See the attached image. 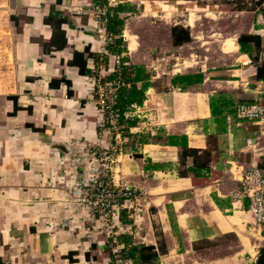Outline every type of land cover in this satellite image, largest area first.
<instances>
[{"label": "crops", "instance_id": "0c3cea01", "mask_svg": "<svg viewBox=\"0 0 264 264\" xmlns=\"http://www.w3.org/2000/svg\"><path fill=\"white\" fill-rule=\"evenodd\" d=\"M108 1L0 0V264H113L125 235L165 247L160 264H256L264 224L234 195L246 169L264 170V134L235 107L264 99L256 50L239 42L259 35L264 49V12L237 0H113L123 44L105 55L91 6ZM176 26L190 41L174 43ZM114 54L148 75L137 88L149 84V117H127L119 102L128 141L115 180L141 196L111 222L117 242L72 194L90 188L88 150L114 141L94 95ZM178 75L204 80L183 88ZM185 140L199 152L184 155Z\"/></svg>", "mask_w": 264, "mask_h": 264}, {"label": "built area", "instance_id": "2783aa9c", "mask_svg": "<svg viewBox=\"0 0 264 264\" xmlns=\"http://www.w3.org/2000/svg\"><path fill=\"white\" fill-rule=\"evenodd\" d=\"M94 3L91 6V14L97 22V33L102 43V53L110 55V48L117 44L119 35L110 30L111 10L110 4ZM114 69L112 78L100 77L96 80L95 103L100 113L98 121L102 132L109 133L113 138L110 147L101 149H89V164L91 165V176L89 190L75 187L73 197L80 205L87 207L90 216L96 224L103 223L107 231L116 240V232L111 222L121 214L122 210L128 205H136L140 202L141 193L137 188L127 183L118 184L115 180V166L118 153H123L124 144L128 141L125 127L122 123L123 113L119 107V99L125 88L132 86L124 76L125 62L120 54H114ZM259 59L264 61V49L259 54ZM143 104L132 103L129 105L125 116L134 118L149 117L145 113ZM236 116L240 120L251 121L261 127L264 134V99L251 103L239 102L235 107ZM264 158V146L261 148ZM242 190L234 195L236 198L242 196L249 198L250 205L248 211L252 214L255 221L264 224V170L259 166H252L243 173ZM120 264H134L133 259H123L120 255L116 256Z\"/></svg>", "mask_w": 264, "mask_h": 264}, {"label": "trees", "instance_id": "16d2710c", "mask_svg": "<svg viewBox=\"0 0 264 264\" xmlns=\"http://www.w3.org/2000/svg\"><path fill=\"white\" fill-rule=\"evenodd\" d=\"M237 8L241 9H256L260 7L261 10L264 12V0H250L252 5H249L248 1L245 0H237ZM122 7H118L115 11L112 12L111 10V19H110V30L116 34L122 32V27L124 22L119 17V12L122 10ZM173 36H174V43L176 45H180L184 42L190 41V31L182 26H176L173 28ZM239 42L241 44V51L252 54L253 50H256L257 55L254 56V60H259L260 64L258 65L257 69V80L264 81V61L259 59V54L263 50L262 49V38L259 35H251V34H243L241 35ZM254 43L255 48L253 49L249 44ZM123 44V40H117V44L112 46L110 50L115 51L120 50L119 45ZM112 51V52H113ZM81 71L85 72L84 67H81ZM143 69L137 66H125L124 67V76L128 82L132 83L130 88H125L120 96V107L127 108L132 103L143 104L146 98V90L148 88V83L144 82V85L139 89L136 86V83L143 78H148V75L145 73L143 74ZM204 77L202 75H178L176 78L173 79L174 84H180L183 88L184 85H193L200 82H203ZM213 103H217V99H213ZM172 139V138H171ZM183 145L184 152L183 154H197L199 152L198 149L188 147L186 140ZM124 241L127 244H130L129 247L126 245V248L121 250L120 256L123 259L131 258L133 259L134 264H160L159 263V256L160 253H164L166 251L165 247H160V251L156 249L153 245H145V244H133L130 236H124ZM160 252V253H159ZM113 264H117L116 257L113 252H110ZM71 256V255H70ZM72 258V257H71ZM256 264H264V248L261 249L260 255L258 257Z\"/></svg>", "mask_w": 264, "mask_h": 264}, {"label": "rangeland", "instance_id": "374dc122", "mask_svg": "<svg viewBox=\"0 0 264 264\" xmlns=\"http://www.w3.org/2000/svg\"><path fill=\"white\" fill-rule=\"evenodd\" d=\"M105 227H106V225L105 224H103V223H100V229H105Z\"/></svg>", "mask_w": 264, "mask_h": 264}, {"label": "water", "instance_id": "95a60500", "mask_svg": "<svg viewBox=\"0 0 264 264\" xmlns=\"http://www.w3.org/2000/svg\"><path fill=\"white\" fill-rule=\"evenodd\" d=\"M155 107H157V106H155V105H149V108H155ZM164 110L166 112V108Z\"/></svg>", "mask_w": 264, "mask_h": 264}, {"label": "bare ground", "instance_id": "6f19581e", "mask_svg": "<svg viewBox=\"0 0 264 264\" xmlns=\"http://www.w3.org/2000/svg\"><path fill=\"white\" fill-rule=\"evenodd\" d=\"M233 219H234V218H233ZM233 219H232V220H233ZM235 222H236V221H235ZM237 222H238V221H237ZM237 224H238V223H237Z\"/></svg>", "mask_w": 264, "mask_h": 264}]
</instances>
